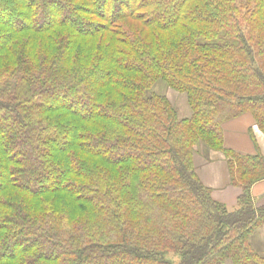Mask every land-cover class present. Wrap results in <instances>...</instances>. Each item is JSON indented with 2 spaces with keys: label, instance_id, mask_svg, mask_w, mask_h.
Instances as JSON below:
<instances>
[{
  "label": "trees",
  "instance_id": "trees-1",
  "mask_svg": "<svg viewBox=\"0 0 264 264\" xmlns=\"http://www.w3.org/2000/svg\"><path fill=\"white\" fill-rule=\"evenodd\" d=\"M246 112L264 133V0H0V264H264V156L223 145Z\"/></svg>",
  "mask_w": 264,
  "mask_h": 264
},
{
  "label": "crops",
  "instance_id": "crops-1",
  "mask_svg": "<svg viewBox=\"0 0 264 264\" xmlns=\"http://www.w3.org/2000/svg\"><path fill=\"white\" fill-rule=\"evenodd\" d=\"M168 99L170 100L169 97ZM187 112L185 110L184 116H180L186 117ZM222 129L223 145L225 148L241 154H256L259 152L264 156V133L256 125L249 112L225 121L222 124ZM193 163L197 176L205 186L211 189L212 196L224 202L229 208H233L240 188L230 184L227 158L224 153L221 150H198L195 148ZM250 191L256 206L263 205L264 179L253 183ZM259 228L256 230L259 231ZM263 231L261 230L262 233H264ZM253 233L250 237L252 245Z\"/></svg>",
  "mask_w": 264,
  "mask_h": 264
},
{
  "label": "rangeland",
  "instance_id": "rangeland-1",
  "mask_svg": "<svg viewBox=\"0 0 264 264\" xmlns=\"http://www.w3.org/2000/svg\"><path fill=\"white\" fill-rule=\"evenodd\" d=\"M150 91L165 94L167 97H169L170 100L173 101L172 102L173 105L177 108L179 116L180 115L184 116L185 110L188 111L186 114V117H188L190 115L191 110L187 104L185 93H181V92H178V91L172 89L163 80H158L154 84V86L151 88V90H149V92ZM196 149L207 150V147L203 144H199L196 146ZM258 230L259 231L256 230L252 235L253 236L252 237L253 245L259 251L261 250L264 252V233L261 232V230H264V226H261ZM225 264H231V263H230V261H226Z\"/></svg>",
  "mask_w": 264,
  "mask_h": 264
}]
</instances>
